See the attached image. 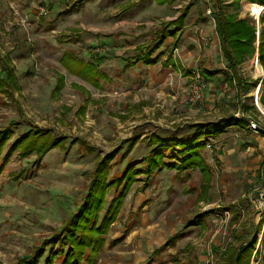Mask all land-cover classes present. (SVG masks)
<instances>
[{
    "label": "rangeland",
    "instance_id": "374dc122",
    "mask_svg": "<svg viewBox=\"0 0 264 264\" xmlns=\"http://www.w3.org/2000/svg\"><path fill=\"white\" fill-rule=\"evenodd\" d=\"M183 1L158 6L153 0H0V76L6 62L19 86L0 91V130L10 122H21L11 126L12 136L1 154L29 129L26 120L50 129L52 137L65 139L39 160L34 152L23 158L13 152L0 171V264H15L59 230L82 203L97 163L118 145L124 148V140L133 133L141 137L151 132L176 133L187 138L194 134L192 124L197 121L236 117L241 90L235 83V100L226 90L213 108L209 97L205 98L211 92L208 79L201 101L193 103L189 100L191 78L183 86L184 96H173L167 85L156 81L154 66L123 67V59L136 53L134 43L153 36L162 20L176 16ZM212 2L215 9L218 1ZM189 4L203 11L213 29V12L205 13L208 4L204 0H189ZM248 4L242 1L239 12L255 21L258 17ZM40 7L48 13L40 14ZM170 40L162 45L163 51ZM64 50L100 68L106 74L105 87L96 88L61 65ZM193 66L189 71L203 72L198 60ZM250 67L253 92L263 68L258 74L254 59ZM59 73L63 86L55 90ZM249 108L264 127L263 111L256 104ZM245 130L230 126L199 149L215 174L205 200L196 198L201 186L198 170L162 168L134 182L95 264H221L212 247L224 248L235 229L250 221L256 224L264 215V139ZM148 151L139 141L125 158L116 153L107 163L109 176ZM142 166L137 163L134 169ZM111 195L113 191L107 193V200ZM198 213L204 215V229L186 225ZM176 232L179 237L164 245ZM254 235L257 244L250 264H261L256 251L264 240V223Z\"/></svg>",
    "mask_w": 264,
    "mask_h": 264
},
{
    "label": "trees",
    "instance_id": "16d2710c",
    "mask_svg": "<svg viewBox=\"0 0 264 264\" xmlns=\"http://www.w3.org/2000/svg\"><path fill=\"white\" fill-rule=\"evenodd\" d=\"M240 1L231 0L227 4H223V0H219L218 10L214 15V25L220 37L223 55L233 67L240 64L244 59L252 57L256 50L258 51V60L263 68L259 101L264 107V8L259 15V26L257 27L254 20L238 16L237 9L240 6ZM245 1L264 5V0ZM224 7H230L232 10L223 11ZM186 12L187 6L180 12L177 22L182 21ZM170 23L175 22H166V24ZM60 63L71 73L89 81L92 86L99 89L105 87L103 84L104 74L93 62L78 58L74 51L65 50L61 55ZM2 71L0 91L7 93L10 89H17L19 86L13 68L5 62ZM62 86L63 75L59 73L57 74L55 90H60ZM241 87L245 91L243 81ZM82 89L84 88L82 87ZM242 109L247 111L249 107L243 104ZM241 119L231 115L215 122L193 124L194 134L187 138H181L176 133L160 136L151 132L142 137L140 134L133 133L124 140L126 143L124 148L122 144L118 145L97 163L93 176L88 182L86 194L82 197V203L69 215L59 230L50 237L43 239L30 254L20 257L15 264H95L100 251L105 246V236L115 221L130 186L138 180L143 181V179L148 178L155 170L162 168L176 171L198 170L201 176V186L196 198L197 200H205L208 189L215 179V174L199 149L205 146L208 141L207 138L221 134L230 126H242ZM19 123L21 122H10L7 127L0 130V171L13 152L17 151L22 158L34 152L39 160L50 149L62 146L65 140L62 137H52L50 129L37 127L26 120L29 129L10 144L5 153L1 154L2 146L12 136L11 126ZM139 141H143L149 148L148 153L138 160L130 161L119 172H114L109 176L108 161L121 149L119 153L125 158ZM137 163H142L143 166L134 169ZM140 174L143 175V178L137 177ZM218 177L216 181H218ZM14 178H17V175H14ZM146 185L144 183L143 187L145 188ZM110 191H113L114 195H111L107 200V193ZM106 203L108 204L105 207ZM100 210L103 213L99 215ZM263 223L264 215H261L256 224L250 221L235 229L231 233L232 241L227 243L224 248L213 246L212 251L219 262L221 264H250V258L257 244L254 233L262 229ZM186 225H197L201 229L205 228L204 215L195 214L186 222ZM249 227H252V230L250 235L245 237ZM179 235V232L172 234L167 238L164 245H168ZM188 246L189 244L184 249H188ZM154 252L155 250L152 253ZM256 255L260 258L261 264H264V240L257 248Z\"/></svg>",
    "mask_w": 264,
    "mask_h": 264
},
{
    "label": "crops",
    "instance_id": "0c3cea01",
    "mask_svg": "<svg viewBox=\"0 0 264 264\" xmlns=\"http://www.w3.org/2000/svg\"><path fill=\"white\" fill-rule=\"evenodd\" d=\"M153 1L156 5L163 6L164 4H172L176 0L164 1V2H160L159 0H153ZM217 1L219 2V0ZM230 1L231 0H223V4H227ZM242 1L245 0H241L240 3ZM247 2H249V4L246 6H249L252 3L259 4L257 2H251V1H247ZM182 3L178 6L179 8H177L176 16H174L171 19L162 20L160 22L158 30L155 32L153 36H151L146 41L134 43L132 47L133 49H135L136 53L130 56H126L123 59L125 60L123 67L125 69H129L132 66L139 64L144 66H154V69L157 71V76H158L156 81L163 82L162 86L167 85L171 93H173V96L179 94L182 97L184 96L183 86L191 78V73H190L191 71H189V69L194 68L195 66H193V64L195 63L196 60H198L200 67L203 71L202 72L203 75L209 80L208 91L211 92L210 93L207 92L206 94L207 96L205 97L206 100L209 97L208 100L212 101V104L209 105V107L215 108L216 104L222 99V96L225 94L226 90H231L228 94H234L235 96L232 95L231 100H235L234 98L237 97L236 96L237 89L233 88V85L235 83L236 88H239V90H241V93L239 95V97L241 98L239 105L240 111L237 112L236 118L239 119L243 118V119H241L242 126L241 125H233V126L246 128L245 131L248 132L250 131V133H254V134L256 133L258 135H262V138L264 139L263 125L257 120L259 125L260 126L262 125L261 127L262 130H257V131L250 130L247 125V120L249 118L252 119L255 118L252 116V114H250L251 112L249 110L250 108L247 111H244L242 109L243 104L248 107H251L253 104H256L264 113V108L261 106L258 100V96L260 92V82H262L261 78L263 74L259 78V81L256 87L253 89V92H251V88H252L251 84L253 83L252 78L254 77L252 72L250 71L251 60L254 59V66L256 72L258 74H261L262 72L260 62L258 61V51L256 50L252 57L244 59L240 64L233 67L228 62L226 57L223 55L220 37L216 31L215 25L214 28L212 29L208 22V19L205 18V16L203 15V11L200 8H198V10H195L193 7H191V5L189 4V0L183 1ZM259 5H260V12L258 16H256V14L253 13L251 10L252 14L255 17H258L257 20H255V23L257 22L256 23L257 27L259 26V15L264 8V5L262 4ZM186 6H187V12L184 18L182 19L181 22H177V17ZM217 10H218V4L216 5L215 9H213V19ZM227 10L231 11L232 9L230 7L223 8V11H227ZM237 13L239 17L248 18L247 16H242V14L239 12V8L237 9ZM169 21H174L175 23L166 24V22ZM168 38L171 39L170 44L164 46L163 48L164 51H163L161 47L162 45H164L166 39ZM98 69L104 74V77L106 78V74L100 68ZM242 81L245 83V91L241 87ZM219 91L221 92V94H216ZM216 95L218 96L216 99H214L213 97H215ZM221 118H226V117H221ZM209 122H215V121H208L203 124ZM196 123H202V122L197 121ZM210 138L212 137L207 138V140H209ZM210 143H211L210 148L213 151L215 146L212 144V142ZM154 250L157 249L155 248ZM154 250L151 251L148 258L153 255L152 252Z\"/></svg>",
    "mask_w": 264,
    "mask_h": 264
},
{
    "label": "built area",
    "instance_id": "2783aa9c",
    "mask_svg": "<svg viewBox=\"0 0 264 264\" xmlns=\"http://www.w3.org/2000/svg\"><path fill=\"white\" fill-rule=\"evenodd\" d=\"M204 1L208 4V6H206L205 13L207 15H211L213 12L212 1L211 0H204ZM39 13L42 15L43 14L46 15L48 13V9L45 7H40ZM191 73H192V77H191L192 82L189 87V100L193 103H197L201 101L203 91L207 86V78L202 74V72L199 69L193 70L191 71ZM247 125L248 128L252 131L262 130L258 121L255 119L249 118L247 120Z\"/></svg>",
    "mask_w": 264,
    "mask_h": 264
},
{
    "label": "bare ground",
    "instance_id": "6f19581e",
    "mask_svg": "<svg viewBox=\"0 0 264 264\" xmlns=\"http://www.w3.org/2000/svg\"><path fill=\"white\" fill-rule=\"evenodd\" d=\"M250 7H251L252 12L255 13L256 16H258V12H259V9H260V5L259 4H256V3H252L250 5Z\"/></svg>",
    "mask_w": 264,
    "mask_h": 264
},
{
    "label": "water",
    "instance_id": "95a60500",
    "mask_svg": "<svg viewBox=\"0 0 264 264\" xmlns=\"http://www.w3.org/2000/svg\"><path fill=\"white\" fill-rule=\"evenodd\" d=\"M260 91H261V88H260Z\"/></svg>",
    "mask_w": 264,
    "mask_h": 264
}]
</instances>
